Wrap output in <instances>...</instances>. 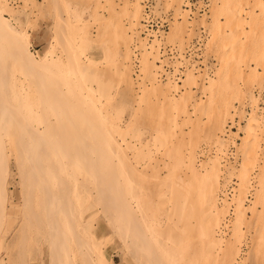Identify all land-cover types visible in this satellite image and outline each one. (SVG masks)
Returning <instances> with one entry per match:
<instances>
[{
	"label": "bare ground",
	"instance_id": "1",
	"mask_svg": "<svg viewBox=\"0 0 264 264\" xmlns=\"http://www.w3.org/2000/svg\"><path fill=\"white\" fill-rule=\"evenodd\" d=\"M55 1L57 2V0ZM145 1L135 0L131 4L130 0H125L124 10L126 14H129V30L132 33L134 42L132 46L129 45L131 35L124 27L123 30L126 35H129L126 43L127 50L125 53L123 52L125 60L123 64L118 65L119 70H117L118 73L122 74L126 85L124 88L125 94L123 93L126 97L125 101L123 100L126 106L123 105L124 109L122 107L120 112L122 109L125 110V107H127V110L128 108L130 111L134 110L135 103L130 101L132 97L130 99L129 97L135 92L137 94V89L139 91L141 89L143 99L148 102L150 109L154 102L153 95H158L159 102L161 98L164 99V104H166L164 107L167 108V111L171 110L170 115L168 113L166 118L176 126L185 121L194 122V125H197L203 119L210 120V123H212L209 145L201 148V155L197 158V146L192 150L189 155L190 164L187 166L188 175L186 178H178L177 182L178 188L184 187L185 189L183 195H185L186 211L194 209L192 218L187 220L191 231L187 238L188 244H193L194 237H200V246L210 251V253L207 255L205 252L197 254L192 247H188L187 250L181 252L184 264H264V105L261 104L264 82H259V87H256L258 84L256 86H253L254 84H246V86L241 84L243 80H246V83L250 82L249 79H246L248 77H246L247 73L252 77L258 76L261 79L262 75L260 73L263 74L264 72L260 69L261 67L264 68V40L262 37L264 36L262 33L264 32L262 31L264 22H262L263 25L260 23L264 21V0H214L213 7L217 10V13L213 12L211 22L205 24L206 27H202L201 34L199 32L197 34L200 39L206 35L209 37V33H211V39L213 40L211 45H215L218 52H220L218 54H221L222 57L221 59V57H217L218 54L214 55L220 59L221 64L219 63L220 68L218 70L208 63L202 68L193 58L192 52L197 45L195 43L197 40H195L196 38L193 39V31L196 26L194 27L189 21L196 13L191 0H171L174 8L170 23L183 21L184 24L183 26L182 24H176L174 28L178 44L174 45L175 49L172 48V50H175L174 57L176 58L173 61H177V63L173 64L174 66L171 65L174 69H168L166 67L168 64H163L167 60L163 59L165 56L163 55L164 48L162 50L161 44L158 43L160 41L158 38H161V34L163 35L164 32L149 28L148 23L152 16L150 13L152 10L148 11L149 8L146 6ZM71 3L69 2V7H71ZM11 4L10 0H0V36L2 35L0 40L11 39L12 43H10L14 44L13 51L15 55L29 70V76L32 80L31 86L34 83L37 85L39 80L35 79H38L39 72H54V70L57 71V69L60 70L64 67L65 63L62 56L56 54L55 40L59 41L60 39L57 38L58 35L56 37L54 34L55 37L51 39L47 47L34 51L32 49L33 35L25 29L23 20L16 18V22H13L7 14L11 11ZM75 4L72 3L74 7ZM167 6H171V4ZM151 8L158 7L157 5L153 7L152 4ZM77 9L72 7L71 11L78 17ZM258 9L260 10L259 13H257ZM79 10L81 11V8ZM71 11L69 12L73 14ZM153 11L156 12V10ZM81 16L79 17L81 18ZM166 16L164 17L166 18ZM77 17H75L76 20ZM165 20L167 21V19ZM203 31L204 35L202 34ZM84 36L82 39L90 38L88 31L84 32ZM88 40L90 41V39ZM257 42H259L258 44L262 42L263 45L261 43L260 48H257ZM91 43L92 41L89 42V44ZM208 45H210V41ZM11 47L13 48V45ZM105 47L106 51H109L108 56H111V49L109 50L106 44ZM3 52L6 51L1 53ZM119 53L122 54V51H119ZM85 57H87V61L83 60L81 54H74L69 58L71 59L69 63L74 65L75 68L77 67L80 73L86 77L92 78L105 73L99 72L97 61L87 55ZM33 75H36V77ZM32 77H35V79H32ZM232 78L235 85L233 88H229L226 84ZM45 79L47 80L46 77ZM200 81L207 82L202 89V94L206 97H197L195 89ZM3 86H5L4 83L1 84L0 92L4 91L3 93H5ZM61 88L57 89L58 92ZM89 89L91 88L89 87ZM62 91L64 93V90ZM3 93L0 94L3 95L2 98L6 99ZM55 94L57 95H55L56 104L60 102L61 105L56 106L53 101L47 100L49 101L48 104L55 105L53 108L55 111L50 105H47L48 109L42 107V110H52L53 118L51 111L46 110L47 113H50L51 119L48 118L49 114L47 115L46 111H43L48 116H45L47 121L45 122L44 117H41L43 120L40 118V123L30 125L14 121L18 107L15 106L16 109L10 107V105H14L6 100L10 104L7 105L4 102L5 99H1L0 95V100H3V103L0 102L3 104H0V264H17L13 254V256H7L9 260L5 258L6 255L3 257V249L11 251L10 249L13 248L14 240L12 235H9L12 233L16 215L23 212L24 207L21 206V203L13 200L15 190L11 186L17 182L15 181L16 178H14V182L10 181L13 174L8 155L10 150L6 147V138L8 137H4L5 133L7 136L11 135L12 137L10 145L15 151L14 156L21 176L20 181L17 180L19 185L24 184L25 173L28 174L29 178L24 186L27 189L34 188L33 186H37L42 182V173L56 186L54 181L58 177L55 176V173L66 174L70 171H72L70 173H80L91 170L90 172L95 178H98L97 173L102 172V179L105 178L103 173H106L108 176L113 177V182H118L117 175L114 176L113 171L120 172L125 181L130 177V173L142 172L151 175L150 178L156 175L161 179L164 175L163 170L166 167L168 169L171 167L165 158L161 159L160 156H155L160 151L157 140L160 139L161 134L165 135L163 126L160 125L155 128L152 127L151 123L148 125L143 120L144 123L139 122L147 125L146 129H141L140 133L137 131L133 133L135 129H132V127L127 129L126 127L133 124L134 118L132 121L130 117L117 118L118 112H115L119 109L117 106H115L117 110H114L113 113L115 118L112 117L109 123L106 122V119L97 122L96 119L102 115L96 117V114H89L90 112L103 113L106 118L113 111L105 113L106 109L96 104L95 97L97 98L98 95L94 88L92 92H89V97L84 99L86 105L83 108L69 107L71 110L68 112L69 120L64 106H62L64 104L61 103L63 98L61 99V95L58 93ZM57 97H59V101H57ZM127 98L129 100L126 101ZM113 108H110V110H113ZM84 109L89 112L87 115H85L87 112ZM156 109L158 108L155 106ZM34 112L38 113L35 110ZM138 112L140 114V111ZM39 113L43 115L41 112ZM94 116L95 118H93ZM134 122L139 123L138 121ZM135 125L133 124L134 128H136ZM139 127L136 129H140ZM126 129H132V133L140 136L141 141L135 144L127 137L129 133ZM132 152L135 153L137 162L142 163L141 168L137 166L138 163L135 164L136 159L131 160L130 153ZM105 183L109 189L108 194L104 193L102 195L106 204L121 219L120 223L127 221L128 216L134 215V206L132 204L127 205L120 200L121 194L116 189L119 185L112 184V181L108 180ZM178 194L181 193L178 191ZM63 197L64 195L55 190L48 193L49 209L46 213L52 226V236L48 239V249L50 248L49 250L52 252L50 254L53 258H51L53 264H72L74 262L69 257L66 260L61 257L63 246L60 233L64 229L59 221L66 207L65 198ZM28 202L29 200L26 199L24 204ZM83 203L86 202L82 199L79 205ZM147 203L152 204V202ZM249 209L252 210L251 218H249V212L247 211ZM31 210L32 208L28 207L27 215L29 213L30 217ZM147 211L150 212V210ZM90 212H94V210L89 205L86 208L87 214L85 216H90ZM113 225L117 227L116 230L122 228L118 222H113ZM245 228L248 232L253 233L252 235L250 233L247 238H244L246 236H244ZM93 234L97 240L100 239L94 232ZM93 234L92 237L95 240ZM145 241L143 236H139L137 250L147 252V257H151L153 250L148 249L147 251L145 249ZM89 243L90 241L85 239L80 245L83 254L89 250ZM216 247L221 249L220 252L223 254V258L221 260L215 259L213 262H204L207 256L208 259L210 256L211 258L215 257L214 249ZM96 254L98 257L91 260L90 264H114L112 258H106L105 255H102L101 245L97 247ZM163 255L169 264L177 262L173 247L164 251Z\"/></svg>",
	"mask_w": 264,
	"mask_h": 264
},
{
	"label": "rangeland",
	"instance_id": "2",
	"mask_svg": "<svg viewBox=\"0 0 264 264\" xmlns=\"http://www.w3.org/2000/svg\"><path fill=\"white\" fill-rule=\"evenodd\" d=\"M10 1L12 3L10 5L11 11L7 12V14L13 20V22H16V18L23 20L25 29L33 35L32 49L36 51L37 49L47 47L51 39L55 36L57 37L58 35L57 38L60 40H55L56 54L62 56V60L65 63L64 67H62L60 70L57 69V71L54 70V72L46 71L45 73L39 72V74H41L40 78L38 74V79H35L36 75H33L35 77H32V79L34 78L35 80L39 81L37 85L34 83L31 86L32 80L31 76H29V70L27 67H25L22 61L18 59L17 55H15V52L13 51L14 44H11V39H6L5 36V39H1L2 42L0 40L1 52L6 51L3 53L0 52V88L1 84L4 83L5 86L2 88H4L6 91L5 93H3L4 91L0 93L5 94L4 96H6V99L3 97L5 99L4 102H6V100L7 102L10 101L14 106L6 102L7 105H10L12 108L15 106L18 107L16 110V115L14 116V121H17L21 124L30 125L40 123L39 120H41L43 117L46 122L47 120L45 116L48 117L47 115L49 114L48 118L51 119L50 113L53 118V111L50 109L49 111L47 110V107L50 105V103H47L49 102L47 100H51V102L53 101L56 106H59L58 104H60V102L58 104L55 102V93L59 94V92L62 90H64V93H62V91L59 94L61 95V99L63 98V102L61 103L64 104L62 106H64L67 118L70 120L68 112L71 110L69 107L72 106L83 108L84 105H86V101L84 99L89 97V92H92L94 88L96 94L98 95L97 98L95 97L96 104L100 105L103 109H106L105 113H107V111L113 112H110L108 115L109 117L105 118L103 113H89L84 109L87 112L85 115L88 113L92 115L96 114V117L102 115V118L99 117L100 119L97 118L96 121L98 122V120L103 121L106 119V122L109 123L112 120V117L115 118L113 113L114 110H117L115 108V106H117L119 108V111H115L116 113L118 112V115L116 116L117 118L130 117L131 121L134 118L133 124H136L135 127L137 128L140 126V129L134 128L133 124L129 127H126L127 129L131 127L132 129H135L133 130V133L134 131L140 133L141 129H146L147 125L141 124V121L142 123L146 122L148 125L151 123L152 127L155 128H158L160 125L163 126L165 135L161 134L160 139L157 140V145H159L160 151L159 154H156L155 156H160L161 159L165 158L171 167L170 169L166 167L163 170L164 175L161 177V179L156 175H153L150 178L151 175L144 174L142 172L135 174L130 173V177L125 181L120 172L113 171L114 176L117 175L116 178L118 182H113V177L108 176L106 173H103L105 178L102 179V172L97 173L98 178H95L90 172L91 170L82 171L83 173H70L72 171L66 174L55 173V176L58 177V179L54 181L56 186L52 184L50 180H48L44 173H42V182L37 186H33L34 188L31 187L30 189H27L24 186L26 180L29 178L28 174L25 173L26 178L24 184L19 185L18 181H20L21 176L18 172L19 167L17 166L18 164L16 157L14 156L15 151L12 148V145H10V139L12 137L11 135L7 136L5 133L4 137H8L6 138V147H8L10 150L8 151V155L13 174V177H11L10 181L14 182V178H16L15 181L17 182L15 184L13 183L11 186V188L15 190V196L13 200L15 202L21 203V206L24 207L23 212H21L19 215H16V221L13 224L12 233L9 235H12L14 240L13 248L10 249L12 252L8 250L11 253L7 254L9 252L6 249H3V257L6 255L5 258L9 260V257L7 256H11L13 254L17 260V264H53L51 260L52 252H50V248L48 249V239H50V236H52V226L50 225L49 217L46 213L49 209L48 193H50L51 190H55L59 194L61 193L64 195L63 198H65V212L59 221L64 229L63 232L60 233L63 246L61 257L64 260H66L68 257L69 259L71 258V260L74 261L72 264H90L91 260H94L96 257H98L96 253L97 247L99 245L102 246V255H105L106 258H112L114 260V264H169L163 254L164 251H167L172 247L175 250L177 260V262L174 264H184L181 252L187 250L188 247H192L193 250L197 252V254L202 252H205L206 255L209 254L210 251H207V249H204V247L200 246V237H194L193 244H188L187 238L189 236V232L191 231L187 220L188 218H192L194 209L186 211L185 195H183L185 189L184 187L178 188L177 182L178 178H186L188 175L187 166L190 164L189 155L192 150L197 146V158V156L201 155V148L203 146L209 145V135L212 123H210V120L203 119L204 121L202 120L200 123H197V125H194V122L190 123L185 121L176 126L173 122L166 118L168 113L170 115L171 110L167 111V108L164 107V105H166L164 104V99L161 98V101L159 102L158 95H153L154 102L151 105L152 108L150 109L148 102L143 99L144 97L141 89L140 91L137 89L138 92L137 94L136 92L133 94L134 97L133 95L129 97V99L132 97V100L130 99V101L135 103L134 110L130 111L129 108L127 110V107H125L126 109L123 110L124 106H126L123 102V100L126 98L123 95V93L125 94L124 88L126 85L122 78V74L118 73V70L120 64H123L125 60L124 53L127 50L126 43L129 35H131L129 45L132 46L134 42L132 33H130L129 30V14H126V11L124 10V6L126 5L125 0H57V2L55 0ZM71 1H73V5L76 3L77 6L79 5L78 7L81 8L80 11L75 4L76 9L78 8L77 14L79 13V16L82 15L81 18L79 16L77 17V15L71 11L72 7L75 8ZM191 1L194 4L193 9L196 12V16L194 15L195 17L193 16L189 21H191L190 24H193L194 27L196 26L195 28L193 27V39L196 38L195 40H197V42H195L197 45L195 44L196 46L192 52V55L194 56L193 58L194 60H197H195V62H197L198 65H201L202 68H204L206 63H208L213 68L215 67L214 69L218 70L220 68V59L217 57H221V54H218L220 52H218L215 45H211L213 42L211 39V33H209L210 38L206 35L204 36L205 38L202 37L200 39L198 38L199 35L197 34L198 32L201 34L200 31L202 30V27H206L205 24L207 25L211 22L214 14L213 12L217 13V10L213 7L214 0ZM69 2L71 3V7L68 6ZM130 2L133 4L135 0H130ZM169 3L171 6H167L170 5ZM145 4L149 8L148 11H150V9L152 10L150 12L152 15V20L150 19V22L148 23L149 28H153L157 31L159 30L162 33L164 32L163 35L160 33L161 38H158L160 40L158 43L161 44L162 50L164 48L163 55L165 56L163 59H167L166 62H163V64H168L166 67L172 70L174 69L172 67L174 66L173 64L177 63V61H173L174 59L176 60V58L174 57L175 50H172V48L175 49L174 45L178 44L177 34L175 33L174 28L176 27V24H182L183 26L184 23L183 21H175L172 24L170 23V18L173 16L172 10L174 8L171 0H146ZM152 4L153 7L154 5H157L158 8L152 9ZM160 9L165 11L162 13ZM153 10H156V12ZM69 11L73 12V14ZM259 12L260 10L258 9L257 13ZM164 16H166V18ZM75 17H77V20ZM165 19H167V21ZM262 22L264 21H261L260 23L262 24ZM124 27L129 35H126V32L123 30ZM85 31H88L90 36V38L86 37V40L90 39V41H92L91 44H89V40L86 41L85 38L82 39L85 37ZM262 31H264V27ZM262 33L264 35V32ZM202 34H205L204 31ZM262 37L264 40V36ZM209 41L210 45H208ZM258 43L259 42H257V48H260L259 46L262 42L260 44ZM263 43L261 45H263ZM105 44L109 50L111 49V56H108L109 51H106ZM12 45L13 48L11 47ZM171 50L172 52H170ZM119 51H122V54L119 53ZM74 54H81L83 60L85 61H87V57H85V55L89 56L98 62L99 72L105 73L92 78L84 76L80 73L77 67L75 68L74 65L69 63L71 60L69 58H71ZM216 54H218L217 57L214 56ZM260 69L261 71H264V68L261 67ZM248 74L249 73L246 75V77L248 76L246 79H249L250 82L246 83V80H243L241 83L243 86H246V84H254L253 86H256L258 84L256 87H259L260 83L264 82V72L263 74L260 73L262 75L261 79L258 78V76L252 77V75L250 76ZM232 80L233 78L230 79V82L226 84L227 87H234L235 82ZM204 82L200 81V84L196 86L197 88L195 90L197 92V97H206V95L202 94V89L204 87L203 85H206L207 83L206 81ZM209 84L210 82L208 85ZM60 87L62 88L58 92V88ZM89 87L91 89H89ZM50 88L51 90H49ZM121 94L123 97L120 96ZM138 94L141 96L139 95L138 97ZM2 96L3 95H1V99H3ZM51 96L54 98V100H52L53 98ZM57 98V101H59V97ZM129 99L127 98L126 101ZM3 100H0V102L3 103ZM261 104L264 105V91L261 96ZM55 105L50 106H52L51 108L53 109ZM108 106L110 108L114 107L113 110H110ZM155 106L158 109L155 110ZM16 107L14 109H16ZM42 107L47 109L42 110ZM122 107V111H124L123 113L122 111L120 112ZM34 110L38 111V113L36 112V114ZM46 110L51 112L47 113ZM53 110L55 111V109ZM158 110L160 113H158ZM43 111H46L47 115L44 114ZM138 111H140V114ZM39 112H43V115H41ZM95 116L93 118H95ZM134 121L140 122L137 123ZM131 130H127L129 133L127 137L134 141L135 144H138L141 141V137L133 134ZM130 157L132 158L131 160L134 161L136 159L135 153H130ZM134 162L135 164L138 163L137 159ZM141 164L138 163L137 166H140L141 168ZM106 180L112 181V184L119 185L116 187V189L121 194L120 200L125 202L127 205L132 204L134 206V215L128 216L129 218H126L127 221H122L120 223L121 219H119L118 216L113 212V209L106 204V201L102 196L104 193H109V189L105 183ZM178 191L181 193L180 195L178 194ZM26 199L29 200L27 203L28 205L24 204ZM82 199L86 203L79 205V202H81ZM147 202H152V204H148ZM89 205L92 207L94 212H90V216H85V214H87L86 208ZM28 207L32 208L31 217L29 216V213L27 215ZM147 210H150V212ZM247 211L249 212V218H251L252 210L249 209ZM113 222H118L122 228L116 230L115 228L117 227L113 225ZM246 229L247 228H245V230ZM250 229L252 230L253 228ZM93 232L98 238H100L99 240H97ZM250 233L251 232L246 230L244 234V236H246L244 238L249 237ZM92 234L95 236V240L92 237ZM252 234L253 233H251V235ZM139 236H143L146 240L144 242L145 249L147 251L148 249L153 250L151 257H147V252L137 250V239ZM85 239L90 241V243L89 250L83 254L80 250V245H82V242ZM220 251L221 249L216 247L214 249L215 257L211 258L210 256L209 259L211 260H209L208 256L206 257L205 255L207 259L204 262H213L215 259L221 260L223 258V254Z\"/></svg>",
	"mask_w": 264,
	"mask_h": 264
}]
</instances>
